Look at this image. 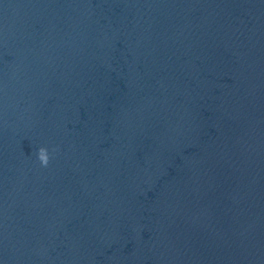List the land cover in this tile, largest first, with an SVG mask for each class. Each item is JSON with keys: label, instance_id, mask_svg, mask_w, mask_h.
Segmentation results:
<instances>
[{"label": "water", "instance_id": "water-1", "mask_svg": "<svg viewBox=\"0 0 264 264\" xmlns=\"http://www.w3.org/2000/svg\"><path fill=\"white\" fill-rule=\"evenodd\" d=\"M0 264H264V0H0Z\"/></svg>", "mask_w": 264, "mask_h": 264}, {"label": "clouds", "instance_id": "clouds-1", "mask_svg": "<svg viewBox=\"0 0 264 264\" xmlns=\"http://www.w3.org/2000/svg\"><path fill=\"white\" fill-rule=\"evenodd\" d=\"M41 159L43 162H45V163L47 162V157H46V154L44 153L43 150L41 151Z\"/></svg>", "mask_w": 264, "mask_h": 264}]
</instances>
